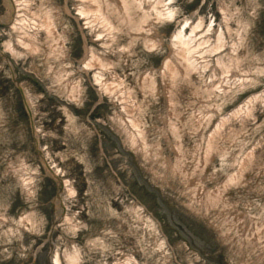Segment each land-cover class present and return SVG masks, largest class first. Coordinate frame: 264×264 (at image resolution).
Instances as JSON below:
<instances>
[{
  "label": "rangeland",
  "instance_id": "374dc122",
  "mask_svg": "<svg viewBox=\"0 0 264 264\" xmlns=\"http://www.w3.org/2000/svg\"><path fill=\"white\" fill-rule=\"evenodd\" d=\"M28 2L2 26L0 0V264H51L72 246L78 264H264V0ZM83 4L111 22L110 40ZM22 15L44 29L11 28ZM185 19L186 36L200 23L203 67L163 76ZM91 51L109 65L82 69ZM97 73L117 76L129 114ZM115 114L134 117L137 146Z\"/></svg>",
  "mask_w": 264,
  "mask_h": 264
},
{
  "label": "bare ground",
  "instance_id": "6f19581e",
  "mask_svg": "<svg viewBox=\"0 0 264 264\" xmlns=\"http://www.w3.org/2000/svg\"><path fill=\"white\" fill-rule=\"evenodd\" d=\"M7 1V8H8V13H7V24L10 23L11 19L13 18V16L15 15L14 13L17 12L20 9H27L29 2L28 0H6ZM83 2H85L86 4H93L95 2V0H82ZM97 8V7H95ZM99 9V8H97ZM155 11V10H154ZM157 14L160 15L162 14V12H160V10H156ZM78 13L80 15V17H83L85 19V24H90V26L94 27V28H101L98 30L97 34H96V39H100L103 38L104 36V40H110V38L108 37H113L112 36V30L114 29V26L111 24V22L105 17L103 16V14L99 11L97 12V10H93L91 9L89 6L85 7V4H83L82 7H79ZM167 13V14H166ZM166 13H163V15L168 18H170L172 16V11H168ZM17 16V13H16ZM40 22V23H39ZM185 24H187V20L185 19L182 27L173 34L172 36V41H174V55L175 60L173 59H169L167 58L163 65H162V70L161 73L164 75H168L171 76L172 74H174V72L176 71L177 68H179L180 64L183 62L185 64H187L188 67H192L195 65H198V67H203V61H201L200 58L201 56L198 54V50L197 49V43H199V39L201 37H203V34H200L198 37H195L192 33L194 32V29L198 26H200V23L197 22L193 27L192 30L190 31V34L188 36H186L183 33L184 30V26ZM49 25V24H48ZM46 25V27L48 26ZM11 28H17L19 29V31H21L23 33V35L25 36V34L28 31H32V33L35 35L38 33L39 30L44 29V27L42 26L41 21H38L37 18H32L29 19L26 17V15H22L21 18L19 20H15L11 26ZM47 32H51V28L47 27L46 28ZM192 34V35H191ZM196 35V34H195ZM202 35V36H201ZM18 44H20V46L28 49L30 46V43L27 42V40H25L23 37H20L19 40H17ZM106 43V42H105ZM216 46L214 47L215 49L213 50H219L223 47L222 45V36H220V34L218 35L217 38V42H216ZM104 44V42H103ZM5 48L7 51H9L12 55L16 54L15 53V48L12 45L11 41H8L7 43H4ZM86 49V47H85ZM28 50H31V48H29ZM87 50V49H86ZM83 63H82V69L86 70V69H96L97 65L100 64L101 69H103L104 66L109 65V63H103V62H99V59L96 57V55L91 51V54L88 57V53L84 55L83 58ZM96 73V72H95ZM112 78L114 80L117 81L116 84H114L113 81L109 82L106 81L104 79V77L101 74H94V80L95 82L98 83L99 89L106 95H115L117 100H119V102L121 103V109L123 111H125L126 113H130L133 109V103L131 101H129V95L126 94V92H124L123 90H121L120 86L122 85V83H120L119 80H117V76L115 74H111ZM117 84H120L119 87L115 86ZM31 118H32V113H31ZM115 121L118 122V124H120V128L122 129V131H124L127 135L128 140L130 141L131 145L137 146V144L139 143L140 140V136H141V130L140 127L137 125L134 117H124L118 114H115L114 117ZM56 172V171H55ZM23 184H25L26 186H30V181L29 180H25L22 179ZM29 188V187H28ZM69 194L71 195L72 191L68 190ZM66 216L63 217V220H66ZM28 221V217L27 216H21L20 218V222L25 223ZM61 260H63V262L65 264H78L80 261V253L78 248H76L75 246H72L71 248H65L62 254V257L60 258L58 256V253L55 251L52 259H51V264H61ZM121 264H136V262L134 260H131L129 258H125L124 261L121 262Z\"/></svg>",
  "mask_w": 264,
  "mask_h": 264
},
{
  "label": "water",
  "instance_id": "95a60500",
  "mask_svg": "<svg viewBox=\"0 0 264 264\" xmlns=\"http://www.w3.org/2000/svg\"><path fill=\"white\" fill-rule=\"evenodd\" d=\"M19 90H20V92L22 93L21 87H19ZM28 112H29V110H28ZM29 113H30V112H29ZM45 166H46V168H47L48 170H50L49 166H47L46 164H45Z\"/></svg>",
  "mask_w": 264,
  "mask_h": 264
}]
</instances>
